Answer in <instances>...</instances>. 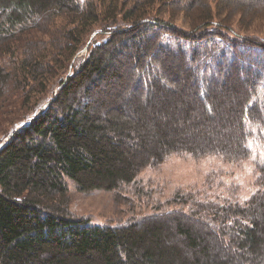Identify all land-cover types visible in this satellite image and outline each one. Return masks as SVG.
<instances>
[{
	"label": "trees",
	"instance_id": "obj_1",
	"mask_svg": "<svg viewBox=\"0 0 264 264\" xmlns=\"http://www.w3.org/2000/svg\"><path fill=\"white\" fill-rule=\"evenodd\" d=\"M243 1L255 13L252 24L264 26V0H0V109L20 91L33 108L52 96L0 149V264H264L261 160V189L244 202L186 191L151 216L115 226L70 210L69 185L82 193L122 191L172 153L239 163L254 145L264 151V64L251 68L243 59L251 48L264 56V37L228 24ZM250 18L240 21H250L244 29ZM94 34L100 41L87 44L79 70L67 83L59 79ZM131 63L132 87L123 91L121 70ZM56 79L61 88L53 96ZM103 93L118 102L96 112ZM230 112L239 120L235 146L213 133ZM195 113L196 136L213 140L211 148H184L174 130ZM174 202L188 209L165 207ZM183 217L208 225L230 257L211 254ZM168 219L196 249L193 261L172 242Z\"/></svg>",
	"mask_w": 264,
	"mask_h": 264
},
{
	"label": "rangeland",
	"instance_id": "obj_2",
	"mask_svg": "<svg viewBox=\"0 0 264 264\" xmlns=\"http://www.w3.org/2000/svg\"><path fill=\"white\" fill-rule=\"evenodd\" d=\"M241 3L242 4L238 3L236 9L234 8V11L230 15L231 17L228 24L235 26V29H237V27H241L246 33H258L264 37V29L260 28L264 26L252 24L256 21L254 20V18H256L254 16L255 13L250 11L251 8H246V5H244L245 1ZM238 7H240V9H238ZM261 14H258L259 18L260 16H263V14ZM168 15L169 14L166 13L165 17L169 21L170 15ZM247 18L251 19V25L244 26L247 27L244 29L243 25L250 24V21H240ZM95 36L96 34L91 36L88 43H86L84 48L77 54L76 58H74L69 65L68 71L64 72L59 79L65 77L64 81L67 83L69 76L74 75L75 72L79 70L80 63L83 62L84 57L87 55L89 50V46H87V44L93 42L95 44L96 41H100V38ZM252 49L253 48L248 49L250 51H247L245 53L246 56L243 57L245 64H247V66L250 64L251 68L264 64V56H261V54ZM132 65L133 63L121 70L122 80L119 82V86L123 91H128L132 87L130 84L131 80L129 79V75H132L133 73L131 67ZM177 66L178 64H174L173 69H176ZM186 73L189 74L187 71ZM186 79V84H189V82L193 83L191 78L187 77ZM60 88L59 80L56 79L53 81V86L51 85L49 92L52 91V95L55 96ZM19 89L20 88H17L16 86V91H19ZM103 89L104 85L102 84L100 90ZM121 89L115 91L121 93ZM189 93L187 97L191 96ZM51 97L52 96L50 94V96L44 98L42 104H37L38 107L33 108L31 100L28 105L24 104V96L20 91L17 97L4 104V106L0 109V149H2L10 141L16 132L25 128V126H28V124L31 123L40 112L44 111L49 106L50 101L52 100ZM101 99V102L94 104L95 111L100 113L106 111V109L111 107L113 103L115 105L118 102L115 101V99L113 100V98L106 97V94L104 93L102 94ZM122 105L123 104L119 103L117 106L121 109ZM226 111H229L228 104L226 105ZM228 116H230V119H228V121L219 122L221 126L214 129L213 133L219 136L218 138L220 142L222 141L227 143L230 141L228 146L230 144L235 146L238 142H236L237 135L233 132L236 129L235 125L239 123V120L238 118H234V115H232L233 117L231 118V112ZM197 122L198 120L195 113L192 115L191 121L187 124L181 123L180 121L175 122L177 124H175L176 127L174 130L181 133L180 139L183 141L184 148H201L202 144H209L208 146L211 148L213 140L205 141L207 136H196ZM130 143L131 142L129 141V144ZM255 146L256 145L252 147L254 150L252 157L247 160H240L239 163L227 161L215 155L203 158L195 157L190 154H181L178 152L172 153V155L166 157V160L162 161V163L153 167H148L142 171L138 175L137 185L127 187L122 191L109 192L96 190L91 193H82L71 184L69 185L71 196L70 210L75 216L89 220L93 224L115 226L119 225L120 222H126L136 217L138 219L139 217L143 218V216H151L156 210V205H162L163 202L167 203V201L172 199L174 196L176 197V195L186 191L204 192L206 193L208 199L221 197L224 200L244 202L261 189V186L257 184L258 173L255 171V161L261 160L264 163V151H257L254 149ZM257 157L258 159H256ZM139 187L144 189L146 192V194H143L141 198H138L133 194V192H136ZM126 196H129L133 199V201L127 202L125 200ZM194 204L196 205V196ZM165 207L181 211L185 207L188 209V204L174 202L172 205H165ZM205 209H207V206H205ZM182 220L184 226L189 227L197 237L200 236V239H203L202 243L209 245L211 248V254H216L221 261L228 258V256L230 257V254H228L229 252L227 251L228 249L222 248L219 237L212 233L211 228L208 225H198L189 217H183ZM262 221L264 222V218H262ZM166 222H168L166 224H169L168 232L172 234V242L176 243L178 247L182 249L184 257L188 259V261L196 259V249L187 248L188 244L185 242V238L178 233L176 231V227H174L175 222L169 219L166 220ZM209 232L212 233L213 236ZM227 232L228 231H225L224 233L227 234ZM262 236H264V232L262 233ZM223 243L226 242L224 241ZM202 247L203 245L197 248V251L202 250ZM241 251L242 250L239 252ZM239 252H237V255L234 254L232 259L235 261L241 259V257H238L240 255Z\"/></svg>",
	"mask_w": 264,
	"mask_h": 264
}]
</instances>
